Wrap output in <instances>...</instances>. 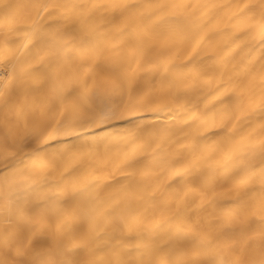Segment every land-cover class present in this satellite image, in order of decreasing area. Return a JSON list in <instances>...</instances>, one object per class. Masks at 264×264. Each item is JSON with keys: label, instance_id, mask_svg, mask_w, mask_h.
<instances>
[{"label": "bare ground", "instance_id": "6f19581e", "mask_svg": "<svg viewBox=\"0 0 264 264\" xmlns=\"http://www.w3.org/2000/svg\"><path fill=\"white\" fill-rule=\"evenodd\" d=\"M225 95L264 106V0H0V264H264L261 200L230 179L259 123L205 153L180 131Z\"/></svg>", "mask_w": 264, "mask_h": 264}, {"label": "snow or ice", "instance_id": "6c2138e0", "mask_svg": "<svg viewBox=\"0 0 264 264\" xmlns=\"http://www.w3.org/2000/svg\"><path fill=\"white\" fill-rule=\"evenodd\" d=\"M150 18L145 22L148 23ZM182 21L179 17L170 18L165 21V25L181 24ZM164 25H156L157 28L163 27ZM40 37L37 36L39 42ZM179 59V58H177ZM6 67V66H5ZM196 67V62L192 61L189 64L177 63L174 65L173 70H187L193 71ZM167 80L168 77H165ZM182 95H188L187 92ZM179 99V98H178ZM207 99V96H205ZM222 109V111H220ZM196 110L199 115L195 117L190 123L187 124L186 128L181 129L187 135H192L190 131L195 129V135L199 138L196 141L195 151L205 153L208 151L207 148H201V144L207 145L209 141H216L217 148L232 147L239 143L238 137H242L243 133L248 129L252 128L254 124L259 123L260 131L259 135L264 137V106H262L259 114L252 112L250 114H244L243 116L237 115V108L235 106V100L233 95H225L219 98L215 103H212L206 109H201L199 104L196 105ZM215 113L220 118V123H212L209 125V114ZM234 121H238V125L235 130L230 129V125ZM142 132H148L149 129L144 127L141 129ZM68 130L63 132H57L56 135H67ZM170 143V141H168ZM166 144L160 145V151L154 155L148 156L141 153L130 157L126 162V167L132 170V173L140 171L142 168L147 166L149 159L155 160L161 159V162L167 160L169 153L165 151ZM151 141L149 148L144 151L147 153L150 151ZM210 147V146H209ZM212 151H216L215 148ZM143 155V158H140ZM37 162L42 165L58 166L59 161L55 159V153L45 154L44 157H37ZM232 165L234 166L231 180H238L241 184L245 185L244 190L240 194L239 201H236L237 205L239 202L244 200H251L254 198H260L261 202L259 205V213L264 215V139H261L258 143L249 142L246 145H242L237 148L231 157ZM205 178L204 173L195 171V166L189 172L182 174L177 181L183 182L185 179H190L193 184L202 183ZM249 185H258L257 187H250ZM71 204V201L68 202ZM119 218H117L118 222Z\"/></svg>", "mask_w": 264, "mask_h": 264}]
</instances>
